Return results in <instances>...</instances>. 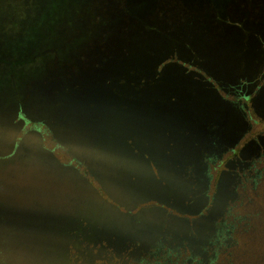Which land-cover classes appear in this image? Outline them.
Wrapping results in <instances>:
<instances>
[{"label":"rangeland","instance_id":"obj_1","mask_svg":"<svg viewBox=\"0 0 264 264\" xmlns=\"http://www.w3.org/2000/svg\"><path fill=\"white\" fill-rule=\"evenodd\" d=\"M23 2L0 0V215L5 220L4 215L17 220L19 227L21 221L25 230L37 233L53 264H68L67 253L76 231L85 233L84 239L92 240H96L92 237L94 232L99 231L101 236L97 240H109L117 250L128 248L136 237L140 241L138 248L158 245L167 238L171 248L186 246L204 251L208 235L215 230L214 221L227 208L231 211L238 198V169H246L260 152L264 138L261 142H242L239 155L225 159L223 168L212 177L210 163L228 155L245 133L243 107L247 105L222 101L215 87L195 67L217 79L233 95L239 89L252 93V107L264 116L262 0L254 2L261 29L246 49L243 67L239 62L230 65L235 56L209 49L206 40L197 42L205 48L196 52L191 44L178 46V65L156 71L153 64L160 57L157 56L146 59L145 67H124L132 69H118L107 76L91 67L77 75L63 72L62 67L68 64L66 59L54 70L55 58L49 52L39 59V41L51 40L52 32L48 22L34 23V17L40 14L37 6L27 8ZM80 3L57 1L60 9L90 11L89 6ZM183 5L203 14L209 6L194 0ZM242 7L241 3L238 8ZM47 19L51 25L52 16ZM37 26L45 38L37 34ZM228 28L229 33L237 36V28ZM158 45V53L165 48L168 52L171 47L168 41ZM121 75L125 76L119 79ZM107 78L121 81L103 90ZM75 85L79 86L76 91ZM86 90L92 94L81 93ZM23 118L48 124L71 152L90 164L95 174L96 170L104 171L101 160L110 169L114 167L118 176L122 174L120 180H113L111 197L102 196L85 178H77L70 166L58 170V180L52 179L53 171L44 172L53 170L54 161L40 154L41 142L34 131L21 134ZM41 163L45 165L38 166ZM96 176L109 193L103 175ZM68 186L76 193L74 206L69 213L61 214L65 216L58 224V217L51 215L60 214L54 213L49 197L53 191L58 195L66 192ZM259 201L257 209L264 205V200ZM202 211L201 218L193 223L188 220ZM137 218L156 219L153 227L138 231L133 225ZM254 230L258 234L252 236L244 260L264 264L262 220L256 222ZM19 232L22 233L20 229Z\"/></svg>","mask_w":264,"mask_h":264},{"label":"trees","instance_id":"obj_2","mask_svg":"<svg viewBox=\"0 0 264 264\" xmlns=\"http://www.w3.org/2000/svg\"><path fill=\"white\" fill-rule=\"evenodd\" d=\"M24 1V7L36 5L38 8L37 13L40 14H36L34 23L37 25L42 20L48 22L49 32H52L51 40L48 42L39 41L42 43L40 47L38 46L37 51L39 59H43L48 52L53 54L55 58L54 70L63 65L62 61L66 59L68 64L62 67V71L67 70L71 75H77L82 69L91 67V69L98 70V73L107 76L124 67H145L147 66L146 59L160 56L155 58L153 64V68L157 71L168 65H178L180 62L178 46L190 47L191 44L196 52L205 48L197 42L206 40L210 44L209 49L220 53L229 52L235 56L230 65L235 66L239 62V65L243 67L247 59L246 49L249 44H252L253 39L258 37L261 29V21H258L260 16L254 11L255 0H194L202 5L204 3L209 5L204 14L198 13L200 10H195V8L185 7L183 4L188 0H60L67 1L69 4L81 1L80 4L89 6L90 11L77 8L60 9V5H57L59 0H53V2L49 0ZM262 2L264 5V0ZM241 3L244 4V7L238 8ZM220 4L223 7H220ZM49 16L53 18L51 25L47 19ZM228 27L237 28L234 34L237 36L229 33ZM36 31L38 35L42 33L39 26ZM24 32L25 30L22 31V34ZM227 38L229 39L227 40ZM162 41L170 42L171 47L168 52L165 48V50H161V53L159 51V54L158 48L160 50L161 47L158 43ZM87 60H89V64H87ZM187 67L191 68L192 65L187 64ZM195 69L201 72L215 87L217 95L222 101L234 100L247 105L246 108L243 107L247 122L245 133L243 136L241 135L242 137L235 147L227 152L228 155L210 163L212 173L211 170L209 171L213 177L223 168L225 159L239 155L244 145L242 142L251 139L261 142L264 138V116L259 115L252 107V93H246L247 89H245L246 92L243 91L244 89H239L233 95L226 87L221 86L217 79L197 66ZM123 76L125 75L118 76V78L122 79ZM115 81L120 82L121 80L105 79L102 89L106 90ZM65 83L67 84L68 81ZM78 87L74 86L75 91ZM257 89L256 86V89L253 90L254 94ZM88 92L92 94L91 90L81 93ZM18 117L21 118V115ZM23 124L21 134L26 131H34L41 142L39 145L40 154L53 159L55 164L51 167L53 170L44 171L47 173L53 171V180H58V170L70 166L71 172H74L73 174L77 178L78 176L85 178L102 196L108 199L111 197L113 180L122 178V174L118 176V171L113 170L114 167L110 169V166L101 160L100 166L104 171L100 173L96 170L95 174L93 168L89 167L90 164L71 152L67 145H64L60 140V135H56L44 121L23 118ZM258 150L260 152L255 154L243 172V168L238 169V176L235 178L240 190L238 198L233 201L231 211L227 208L214 221L215 230L208 235L204 243V251H195L186 246L171 248L167 238L158 245L149 246L147 244L148 246L138 248L140 241L138 242L136 237L132 241L133 244H128V248L117 250L114 243L109 240L105 242L97 240L98 236H101L99 231H95L92 236L96 240L84 239L85 233L76 231L71 237L73 243L67 253L68 264H249L244 260V256L249 248L248 244L253 239L252 236L258 234L254 230L256 222L262 220L264 224V215H259L261 212L264 213V205L257 209L258 201L264 200V143ZM94 163L96 162L94 161ZM41 165H45V163L38 166ZM38 171L41 170L38 168ZM97 174L103 175L109 193L102 188ZM68 187L66 192L63 190V193L58 195L57 191H53L49 197L54 213L60 214L51 215L58 217V224L60 218L63 220L65 216L61 214L69 213L74 206L73 197H76V193L73 194L75 192L73 187ZM125 191L129 195L126 187ZM58 208H61L60 212ZM4 216L7 220L0 215V250H2L0 264H53L47 255L48 251L42 248L45 242L40 241L37 233L33 234L25 230V223L21 226L22 223L19 221V227L17 220L11 219L8 215ZM202 216H204L203 211L188 220L193 223L195 219ZM155 219L144 221L137 218L133 221L134 228L143 231V228L153 227ZM50 222L52 223V221ZM15 228H18V232L15 231ZM19 229L22 233L19 232ZM125 239L126 237L122 240ZM168 239L171 238L168 237ZM252 264L258 263L253 262Z\"/></svg>","mask_w":264,"mask_h":264}]
</instances>
